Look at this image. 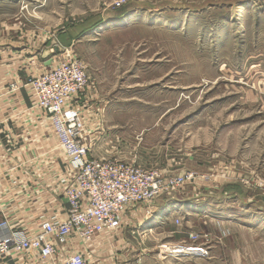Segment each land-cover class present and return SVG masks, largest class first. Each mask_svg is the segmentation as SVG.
Masks as SVG:
<instances>
[{"label": "rangeland", "instance_id": "1", "mask_svg": "<svg viewBox=\"0 0 264 264\" xmlns=\"http://www.w3.org/2000/svg\"><path fill=\"white\" fill-rule=\"evenodd\" d=\"M0 43L79 56L95 149L192 173L203 256L264 264V0H0Z\"/></svg>", "mask_w": 264, "mask_h": 264}, {"label": "built area", "instance_id": "2", "mask_svg": "<svg viewBox=\"0 0 264 264\" xmlns=\"http://www.w3.org/2000/svg\"><path fill=\"white\" fill-rule=\"evenodd\" d=\"M6 48L12 50L10 53L23 52L22 57L28 58L23 62L25 67L30 66L28 80L21 85L18 81L8 82L6 86L13 92L25 87L30 100L28 112L36 116L43 114L51 122L64 154L63 177L57 181L58 193L66 207L53 215L40 216L29 228L14 227L0 237V261L12 258L15 264H129L133 259L139 264L137 255L125 256L116 246L118 236L125 230L138 229L134 218L141 212L140 208L146 219L151 217L156 202L181 190L193 178L192 173L167 174L159 168L131 164L118 157H94V136H97L94 130L99 129V123L93 128L94 122L85 119L81 107L82 96L86 97L89 88L86 63L72 51L61 60L54 59L59 53L54 46L51 56L38 66L37 56L27 47L0 43L1 50ZM4 53L0 51V58H4ZM17 70L16 67L14 74ZM19 139L20 134L14 135L7 145L14 147ZM6 225L8 219L0 220V231ZM200 237L190 233L192 245L162 244L160 254L203 256L207 251L197 245ZM98 240L109 247L108 255L91 257L83 251L81 246L88 247Z\"/></svg>", "mask_w": 264, "mask_h": 264}, {"label": "crops", "instance_id": "3", "mask_svg": "<svg viewBox=\"0 0 264 264\" xmlns=\"http://www.w3.org/2000/svg\"><path fill=\"white\" fill-rule=\"evenodd\" d=\"M9 50L0 49L3 53ZM22 53H4V58H0V61L4 62L0 64V220L8 219V225L0 231V237L5 236L14 227L29 228L40 216L53 215L58 209L66 207L65 200L58 193L57 181L63 177L64 154L52 131L51 122L43 114L36 116L28 112L30 100L25 87L13 92L6 86L8 82L14 81L21 85L29 78L30 66L24 65L28 58L22 57ZM41 56L43 58L41 57L40 63L37 62L38 66L51 54L44 53ZM20 66L23 68L21 71ZM16 67L18 70L14 74ZM17 114L18 117H12ZM18 134L19 142L10 148L7 145L9 138ZM98 151L100 150L95 149L92 155L113 157L106 151H100L99 154ZM160 169L167 174L174 173L166 168ZM197 195L199 194L190 193L184 187L171 197L158 200L154 214L147 219L142 213L143 208H140L141 212H137L134 218L135 228L139 225L138 229L131 228L121 233L116 240V246L125 256L134 258V255H137L140 258L139 264H157L155 253H158L162 244L151 247L153 234L160 237V241L161 238L165 239V244L172 247L193 244L190 243L189 234L201 235L202 221H215L208 215L212 210L211 204ZM177 219L180 220L179 224L176 223ZM81 247L91 257L106 256L110 252L103 240L95 241L88 247ZM148 250L155 255H149V252L148 256L145 255L144 252ZM218 250H212L208 258L197 254L182 255L178 264H218L214 258ZM14 261L7 258L0 261V264H15ZM130 262L132 263L129 264H137L133 259Z\"/></svg>", "mask_w": 264, "mask_h": 264}, {"label": "bare ground", "instance_id": "4", "mask_svg": "<svg viewBox=\"0 0 264 264\" xmlns=\"http://www.w3.org/2000/svg\"><path fill=\"white\" fill-rule=\"evenodd\" d=\"M171 246V245H170ZM169 251V250H168ZM170 252V251H169Z\"/></svg>", "mask_w": 264, "mask_h": 264}]
</instances>
